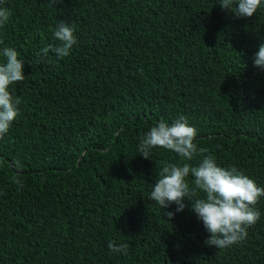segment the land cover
<instances>
[{
  "label": "trees",
  "instance_id": "1",
  "mask_svg": "<svg viewBox=\"0 0 264 264\" xmlns=\"http://www.w3.org/2000/svg\"><path fill=\"white\" fill-rule=\"evenodd\" d=\"M0 6L11 11L0 49L14 47L25 62V79L10 86L19 115L0 139V264H264V197L245 240L208 247L190 201L176 212L149 200L163 164L180 159L138 151L151 127L184 116L218 166L264 187V70L253 63L264 3L251 18L219 0ZM61 21L75 29L70 55L38 56L58 43ZM13 159L23 165V187L5 166ZM193 181L189 174L190 188ZM109 242L128 245L126 254L110 252Z\"/></svg>",
  "mask_w": 264,
  "mask_h": 264
},
{
  "label": "clouds",
  "instance_id": "2",
  "mask_svg": "<svg viewBox=\"0 0 264 264\" xmlns=\"http://www.w3.org/2000/svg\"><path fill=\"white\" fill-rule=\"evenodd\" d=\"M56 0H52L54 4ZM264 0H219L222 10H228L238 18H251L261 7ZM11 11L0 6V28L10 20ZM57 44H50L37 53L45 56L54 53L59 59L70 55L77 43L73 25L58 22L53 32ZM2 43V41H0ZM20 53L14 47L5 46L0 49V139L10 130L19 115L21 99L11 94L10 86L25 79L23 68L25 62L19 58ZM254 66L264 70V42H262L253 60ZM198 132L191 126L187 118L180 116L172 124L161 120L146 132L138 145V151L144 159L149 160L153 149H163L174 153L181 163H165L156 175L149 200L158 204L161 209L175 204L176 212H182L191 202V211L202 221L204 228L210 234L205 241L208 247L224 249L245 240L248 228L261 217L255 207L261 197H264V187L258 186L236 167L218 166L216 158L208 154L207 148L198 147L196 141ZM197 156L201 159L193 166L190 162ZM13 173L11 182L23 187L21 179L23 165L17 159L4 162ZM194 178L190 188L187 178ZM198 192L202 198L196 197ZM171 220L174 213H165ZM126 244L109 242L110 252L126 254Z\"/></svg>",
  "mask_w": 264,
  "mask_h": 264
}]
</instances>
